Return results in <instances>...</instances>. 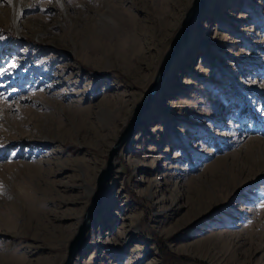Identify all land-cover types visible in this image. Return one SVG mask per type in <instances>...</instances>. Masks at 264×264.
<instances>
[{"label":"rangeland","instance_id":"obj_1","mask_svg":"<svg viewBox=\"0 0 264 264\" xmlns=\"http://www.w3.org/2000/svg\"><path fill=\"white\" fill-rule=\"evenodd\" d=\"M194 2L0 0V264H64L90 209L72 264H264V0H205L149 96Z\"/></svg>","mask_w":264,"mask_h":264},{"label":"water","instance_id":"obj_2","mask_svg":"<svg viewBox=\"0 0 264 264\" xmlns=\"http://www.w3.org/2000/svg\"><path fill=\"white\" fill-rule=\"evenodd\" d=\"M204 2H205V0H195L192 8L188 11L186 18H185L179 32L177 33V35L174 39V42H173L171 49L169 50V52L167 53V55L165 56V58L163 60L160 71H159L157 78L155 80V83H154V85H153V87L149 93V96H152L156 93L159 84L161 83L162 79L164 78L165 72L167 71V69L171 65V61H172L174 55L177 53L178 49L180 48V46L183 44L184 40L186 39V36L188 33V28H189L190 24H192L195 21L197 14H198L199 10L201 9V7L203 6ZM149 99L150 98L147 97L146 100H144L142 103H139L137 105L136 112L134 115L135 117L133 118V121H132L130 127L128 128L127 132L119 139L118 143L116 144V146L112 150V153H111L110 158H109L108 168L105 169L99 177L97 195L94 199V204L92 205L91 208H93L95 206V204H96L95 202H97V200L99 199L101 192L105 189L106 184H107L108 180L110 179V176H111L112 170H113L112 162H113L114 156L118 153L122 144L125 143L127 140H129L134 135V133H133L134 128H135L136 124L139 122V120L141 119ZM91 210L92 209H90L88 215L86 216L85 223H83L81 225L78 235L76 236L74 241L71 243L69 256H68L67 261L64 264H72L73 259L75 258V255L81 249V247L84 245L85 238L87 235V231L89 229L88 220L90 218Z\"/></svg>","mask_w":264,"mask_h":264},{"label":"trees","instance_id":"obj_3","mask_svg":"<svg viewBox=\"0 0 264 264\" xmlns=\"http://www.w3.org/2000/svg\"><path fill=\"white\" fill-rule=\"evenodd\" d=\"M157 246L164 264H207L186 255H178L169 250L164 239L157 238Z\"/></svg>","mask_w":264,"mask_h":264},{"label":"bare ground","instance_id":"obj_4","mask_svg":"<svg viewBox=\"0 0 264 264\" xmlns=\"http://www.w3.org/2000/svg\"><path fill=\"white\" fill-rule=\"evenodd\" d=\"M146 4V3H145ZM156 6V5H155ZM154 7V6H153ZM163 9H164V7H163ZM154 10V9H153ZM132 21H133V23H135L136 21L134 20V19H132ZM138 21V20H137ZM139 22V21H138ZM141 29H142V27H141ZM140 30V29H139ZM143 31V30H142ZM130 36H133V35H131V33L129 34Z\"/></svg>","mask_w":264,"mask_h":264}]
</instances>
